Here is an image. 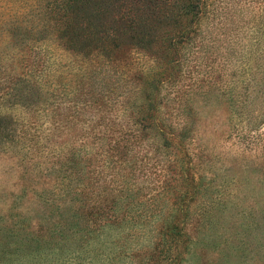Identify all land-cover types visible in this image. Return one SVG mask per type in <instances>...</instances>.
Instances as JSON below:
<instances>
[{
  "label": "trees",
  "instance_id": "1",
  "mask_svg": "<svg viewBox=\"0 0 264 264\" xmlns=\"http://www.w3.org/2000/svg\"><path fill=\"white\" fill-rule=\"evenodd\" d=\"M56 47L74 55L65 69L55 68ZM189 74V94L171 92ZM59 86L80 99L114 93L133 135L164 148L160 186L146 195L121 181L97 197L85 184L70 199L43 198L11 225L0 220V264H123L125 257L183 264L191 204L203 186L188 171L198 130L191 100L195 90L221 91L236 121L245 120L233 130L263 126L264 0H0V144L24 133L21 117L47 105ZM171 165H185L182 174ZM169 187L175 193L165 199Z\"/></svg>",
  "mask_w": 264,
  "mask_h": 264
},
{
  "label": "rangeland",
  "instance_id": "2",
  "mask_svg": "<svg viewBox=\"0 0 264 264\" xmlns=\"http://www.w3.org/2000/svg\"><path fill=\"white\" fill-rule=\"evenodd\" d=\"M218 53L213 55L216 67L224 63ZM54 57L59 61L55 68L65 69L74 60L72 53L58 47ZM217 69L221 88L222 73ZM192 77L189 74L171 92L180 91L186 97ZM58 88L47 105L21 117L24 133L0 144L2 225H11L15 214L28 208L37 210L43 198L51 202L70 199L76 194L74 188L85 184L96 187L97 197L108 195L105 187L111 191L121 181L142 188L146 195L160 186L164 148L147 136L133 135L136 130L133 133L124 105L112 99L114 93H87L80 99V91ZM200 92L195 90L191 100L198 130L189 142L192 164L188 171L200 177L203 186L196 196L198 202L191 204L187 231L192 243L183 264H264V124L252 132L233 130L235 123L244 126L245 120L236 121L221 91L210 97ZM253 104L257 113L261 105ZM181 166L185 167L171 165L170 169L182 174ZM171 183L174 188L175 182ZM173 193L169 187L163 198H172ZM106 199L111 201L113 196ZM162 206L160 202L158 208ZM131 259L121 261L132 264Z\"/></svg>",
  "mask_w": 264,
  "mask_h": 264
}]
</instances>
